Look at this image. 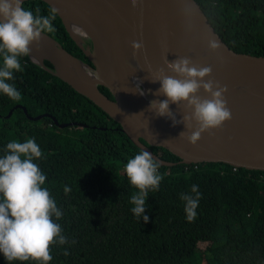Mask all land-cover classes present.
Segmentation results:
<instances>
[{
    "label": "trees",
    "instance_id": "obj_1",
    "mask_svg": "<svg viewBox=\"0 0 264 264\" xmlns=\"http://www.w3.org/2000/svg\"><path fill=\"white\" fill-rule=\"evenodd\" d=\"M196 1L232 50L264 56V0ZM24 8L34 14L38 8L41 15L52 9L41 0L26 2ZM53 26L55 32L47 34L92 65L58 13ZM21 64L23 71L10 81L21 99L13 101L0 93V157L12 140L33 138L41 148L42 157L34 163L46 176L43 187L62 212L60 220H53L68 241L51 247L49 264H264V172L235 171L223 163L196 168L181 164L165 148L152 147L173 166L159 163L163 179L157 191H149L145 223L131 212L130 194L137 190L124 172L127 161L143 150L119 122L30 55L22 57ZM46 65L53 69L50 62ZM100 89L114 99L109 89ZM17 105L25 106L32 117L49 114L60 124L87 127L61 128L49 116L32 121L23 109H14ZM193 185L201 199L189 222L180 196H194ZM0 264H9L3 253Z\"/></svg>",
    "mask_w": 264,
    "mask_h": 264
},
{
    "label": "water",
    "instance_id": "obj_2",
    "mask_svg": "<svg viewBox=\"0 0 264 264\" xmlns=\"http://www.w3.org/2000/svg\"><path fill=\"white\" fill-rule=\"evenodd\" d=\"M29 1L36 0H23L22 7ZM41 1L57 10L67 31L92 65L71 54L47 33L42 34L39 46L35 42L31 45L41 57V62L35 61L30 51L32 61L102 108L123 126V131L134 144L149 152L158 163L173 166L156 155L152 147L169 150L184 165L223 163L264 172V56L232 50L196 0H139L136 7L131 0H115V7L104 10L96 6L90 8L85 0ZM73 25L82 29L85 35L74 32ZM211 38L221 45L216 52L209 49ZM88 41H91L92 49L87 46ZM127 41H140L144 45L135 68L125 67L116 57L115 51L132 48ZM101 46L108 56L98 54ZM166 55L169 62L177 57H190L200 66H211L212 78L228 88L225 98L232 119L221 129L202 134L196 146L191 145L186 137H180L186 131L183 123L173 126L171 119L149 111L153 100L167 99L164 95H156L161 84L152 82L149 72V69L154 73L161 68L167 71ZM46 62H50L53 69ZM96 72L99 79L90 75ZM139 81L144 95L128 92L135 89ZM100 87L109 89L114 99L104 94ZM199 95L205 96L203 90ZM19 108L28 115L25 106L14 107ZM14 109L6 118L11 117ZM185 109L184 104L180 107L170 104L177 121L183 119ZM45 116L51 117L61 128L87 127L75 122L60 124L49 114L28 115L32 121Z\"/></svg>",
    "mask_w": 264,
    "mask_h": 264
},
{
    "label": "clouds",
    "instance_id": "obj_3",
    "mask_svg": "<svg viewBox=\"0 0 264 264\" xmlns=\"http://www.w3.org/2000/svg\"><path fill=\"white\" fill-rule=\"evenodd\" d=\"M131 2L136 7L139 0ZM22 4L23 0H0V55L3 57L0 65V93L13 101L21 99V93L14 83H10L15 73L23 71L21 58L29 56L30 46L34 42L39 46L42 34L56 30L53 26L56 9H50L48 15H41L37 8L34 14ZM73 31L85 35L76 25H73ZM208 45L212 52L221 47L215 38L209 39ZM131 47L134 57L144 50L140 41H132ZM164 59L167 71L161 68L154 73L149 69V72L151 81L161 84L156 95H164L167 99L153 100L149 111L171 119L173 126L183 123L186 131L180 137H186L191 145L196 146L202 134L219 130L232 119L225 98L228 88L212 78L211 66H200L190 57H177L169 62L166 55ZM90 75L99 79L97 72ZM140 84L139 81L136 88L128 92L144 95ZM201 90L205 93L204 97L199 95ZM170 104L186 106L181 121H177ZM41 157V148L33 138L24 142L10 141L6 146V154L0 157V253H3L9 264L29 260L37 264H49L53 259L51 247L68 242L60 224L55 222L61 219L62 212L48 189L43 187L46 176L34 163ZM159 167V163L147 151L139 152L124 166L130 185L137 190L130 194L131 212L136 218L142 217L145 223L149 220L145 215L149 191H157L163 179L158 173ZM191 192L195 195L182 193L180 196L185 201L189 222L195 219L201 199L197 185L192 186ZM64 254L68 255L67 252Z\"/></svg>",
    "mask_w": 264,
    "mask_h": 264
},
{
    "label": "bare ground",
    "instance_id": "obj_4",
    "mask_svg": "<svg viewBox=\"0 0 264 264\" xmlns=\"http://www.w3.org/2000/svg\"><path fill=\"white\" fill-rule=\"evenodd\" d=\"M85 2L87 5L89 4L90 8H92V9H94V7L96 6L98 8H102L103 10L108 9V7H115L117 4L115 0H85ZM126 43L128 45H131V43L128 41ZM104 50H105L104 46H101L98 49V54L102 57L109 55L108 53H105ZM30 51L33 55V59L35 61L41 62L40 52L32 46H30ZM115 53L117 54V56L116 55L115 56L120 59V63L122 65H124L125 67H128V68H135L136 67L139 55L134 57L132 48L125 47L119 52L115 51ZM111 54H114V53L112 52ZM113 62H115V60H113ZM80 66L84 70H87L86 66H84L82 64H80Z\"/></svg>",
    "mask_w": 264,
    "mask_h": 264
},
{
    "label": "flooded vegetation",
    "instance_id": "obj_5",
    "mask_svg": "<svg viewBox=\"0 0 264 264\" xmlns=\"http://www.w3.org/2000/svg\"><path fill=\"white\" fill-rule=\"evenodd\" d=\"M87 46L90 47L91 49L93 48V45H92L91 41H88Z\"/></svg>",
    "mask_w": 264,
    "mask_h": 264
},
{
    "label": "built area",
    "instance_id": "obj_6",
    "mask_svg": "<svg viewBox=\"0 0 264 264\" xmlns=\"http://www.w3.org/2000/svg\"><path fill=\"white\" fill-rule=\"evenodd\" d=\"M194 165H195L196 168H198V164H194ZM189 166H190V165H189ZM236 169H237V168L235 167V171H236Z\"/></svg>",
    "mask_w": 264,
    "mask_h": 264
}]
</instances>
